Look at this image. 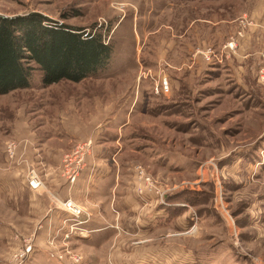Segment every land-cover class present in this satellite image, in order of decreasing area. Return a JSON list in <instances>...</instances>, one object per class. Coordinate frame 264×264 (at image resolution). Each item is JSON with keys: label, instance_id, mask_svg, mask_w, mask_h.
Returning a JSON list of instances; mask_svg holds the SVG:
<instances>
[{"label": "rangeland", "instance_id": "1", "mask_svg": "<svg viewBox=\"0 0 264 264\" xmlns=\"http://www.w3.org/2000/svg\"><path fill=\"white\" fill-rule=\"evenodd\" d=\"M31 11L101 30L113 57L81 82L44 86L35 72L30 87L0 94V125L20 114L54 121L74 106L85 114L93 101L83 92L100 93L115 106L103 138L120 150L122 183L132 177L137 188L134 167L142 165L170 188L200 193L187 205L189 224L175 231L196 263L264 264V0H0L1 14ZM244 16L260 25L243 30ZM233 37L236 47L225 48ZM163 77L170 90L156 93ZM91 137L70 141L65 153ZM9 205L0 204V264H15L14 251L42 224H14ZM35 245L23 264H63L45 236ZM97 252L98 264H114Z\"/></svg>", "mask_w": 264, "mask_h": 264}, {"label": "crops", "instance_id": "2", "mask_svg": "<svg viewBox=\"0 0 264 264\" xmlns=\"http://www.w3.org/2000/svg\"><path fill=\"white\" fill-rule=\"evenodd\" d=\"M85 91L83 96L93 101L86 106L85 114L74 106L71 111L62 108L54 121L49 118L37 123L20 114L8 126L0 125L7 132L5 135L0 131V204H13L9 206L14 211V224L32 226L42 222L44 227L38 237L46 239L49 232L45 226L49 220L57 228L66 217L57 200L72 198L88 207L93 217L87 227L92 231L76 244L84 256L82 264L101 263L100 255L97 256L101 250L109 254L114 264H190L195 256L181 243V234L175 232L189 224L186 212L170 218L162 207L168 204L166 201L158 202L153 192L140 194L132 177L129 184L122 183L116 159L120 150L118 146H110L111 138L109 141L103 138L108 132L104 119L115 106L111 100L104 101L100 93L91 97L90 91ZM128 121L121 126H126ZM90 136L95 139L94 153L87 158L77 181L70 183L62 171L67 145ZM11 139L19 143L14 160L6 153ZM31 168L38 170L48 190L29 186L27 175ZM181 189L172 188L169 193Z\"/></svg>", "mask_w": 264, "mask_h": 264}, {"label": "trees", "instance_id": "3", "mask_svg": "<svg viewBox=\"0 0 264 264\" xmlns=\"http://www.w3.org/2000/svg\"><path fill=\"white\" fill-rule=\"evenodd\" d=\"M106 38L101 30L61 22L40 11L0 13V94L30 87L35 72L44 86L97 74L113 57L114 45ZM199 196L188 189L167 193L168 204L162 207L170 218L177 217L188 204H198Z\"/></svg>", "mask_w": 264, "mask_h": 264}, {"label": "built area", "instance_id": "4", "mask_svg": "<svg viewBox=\"0 0 264 264\" xmlns=\"http://www.w3.org/2000/svg\"><path fill=\"white\" fill-rule=\"evenodd\" d=\"M242 29L246 27L260 25L253 18L244 16L240 19ZM243 30H240L238 35L243 36ZM237 45V39L233 37L224 47L234 48ZM208 53H206L207 55ZM264 57V53H263ZM264 61V60H263ZM260 79L264 81V64L259 72ZM156 93H167L170 90V83L166 77L160 79L159 84L155 88ZM95 146V139L93 137L78 142L74 148L64 154L62 171L67 176L70 183H75L82 171L87 165V158L93 155ZM19 143L17 140H9L6 145V153L9 159L14 160ZM137 177V190L140 194H146L153 192L156 194L158 202H165V196L169 193L170 188L167 183L160 182L157 178L150 174L146 168L142 165H137L135 168ZM28 184L34 190H48L42 179L41 174L36 168H31L27 175ZM60 208L65 213L66 217L62 219L60 226L55 228L52 225L51 220L45 226L48 228V244L52 252L55 254L57 260L63 264H82L84 260L83 253L74 249L73 245L78 240H82L91 233V229L87 227V223L92 219L93 213L88 207L83 204L68 198L60 201ZM44 227V224H39L34 232L29 235V238L25 241V244L17 248L13 255L12 261L15 264L25 263L35 252V244L38 239L37 231ZM193 229H196V224L193 225ZM191 232V231H190ZM190 264H197L195 258L192 259Z\"/></svg>", "mask_w": 264, "mask_h": 264}]
</instances>
